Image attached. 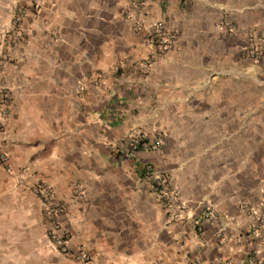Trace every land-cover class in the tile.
Listing matches in <instances>:
<instances>
[{
  "label": "crops",
  "instance_id": "0c3cea01",
  "mask_svg": "<svg viewBox=\"0 0 264 264\" xmlns=\"http://www.w3.org/2000/svg\"><path fill=\"white\" fill-rule=\"evenodd\" d=\"M249 38L264 48V0H0V264H264L233 137Z\"/></svg>",
  "mask_w": 264,
  "mask_h": 264
},
{
  "label": "rangeland",
  "instance_id": "374dc122",
  "mask_svg": "<svg viewBox=\"0 0 264 264\" xmlns=\"http://www.w3.org/2000/svg\"><path fill=\"white\" fill-rule=\"evenodd\" d=\"M257 42L259 51L256 60L246 58L248 52L253 50L252 45L244 49L239 55L243 70L235 76L236 84L232 93L237 101H232L240 112H247V123L244 117H239V125L246 123V132L234 135V143L238 156H246L252 160L253 197L247 204V211L251 212L256 224L264 227V48L261 39L251 38ZM250 39V40H251ZM249 168V167H248Z\"/></svg>",
  "mask_w": 264,
  "mask_h": 264
},
{
  "label": "built area",
  "instance_id": "2783aa9c",
  "mask_svg": "<svg viewBox=\"0 0 264 264\" xmlns=\"http://www.w3.org/2000/svg\"><path fill=\"white\" fill-rule=\"evenodd\" d=\"M38 0H34V3H37ZM129 2H133V0H129ZM251 38L248 39L247 47L252 45L253 50L248 52V55H246V58H248L251 61H254L257 59L259 51L257 49V42L252 41ZM148 44L154 49L156 54H162L168 47L167 38H165L164 34L162 33V25L161 23H156L154 25V31L153 33L148 37ZM246 47V48H247ZM245 48V49H246ZM145 63L143 62V65ZM6 118V112L3 109H0V129L3 120ZM129 149L131 152H135L137 150H152L156 149L160 146V141L154 140V141H147L144 136L142 135H136L132 137L129 141ZM5 162V155L2 151H0V163ZM33 194L41 201H44L47 204H49V199L51 195L50 188L46 184H37L33 187ZM158 195L160 200L164 203L165 208H171L174 206L172 197L170 192L164 189H160L158 191ZM182 211V207L175 206V210L168 215V218L170 220L179 218V213ZM48 213V211H46ZM61 214V209L56 208L54 209L49 216H51V225L49 229L47 230L46 237L50 243L51 248L60 254H68L69 249L67 246V239L65 234L60 230L59 224H58V216ZM77 259L79 261L85 262L86 256L82 252H77Z\"/></svg>",
  "mask_w": 264,
  "mask_h": 264
}]
</instances>
